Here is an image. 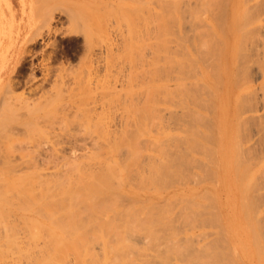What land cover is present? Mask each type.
I'll return each instance as SVG.
<instances>
[{
	"label": "rangeland",
	"instance_id": "1",
	"mask_svg": "<svg viewBox=\"0 0 264 264\" xmlns=\"http://www.w3.org/2000/svg\"><path fill=\"white\" fill-rule=\"evenodd\" d=\"M101 1L0 0V91L6 85L7 80L11 78L14 81V87L6 92L4 98L0 96V259L10 261L11 257H16L18 241L22 236H25L24 244L26 243L27 247H32L35 241H44V237L43 239L40 237L46 233L43 235L39 231V234L33 233L34 230L30 231V227L32 229L33 226H30L28 231L25 229L28 227L24 224L26 222L23 223L19 219V213L25 215V219H29L30 216L31 218L28 220L30 223H32V218L33 220L34 217L37 218L32 212L38 208L37 200L40 197H37V191L39 189L41 194L44 195V192L47 194L50 186L56 187L53 185L59 178L56 181L54 178L60 176L59 182L61 183L62 179L64 180V177L67 176L66 171L69 174V177L66 178L71 180L79 172V177L91 170L94 173L100 172L99 170L104 169L106 162L112 164L118 158L127 161L128 152H126V156L127 149L123 148L120 152L114 151L116 154L118 153L117 155L113 152H110V155L104 154L108 156L102 155L104 160L109 159L106 162L103 159L100 160V157L96 158V155L95 160L98 159L99 162L91 157L93 161L89 159L88 162V158L83 157H89L91 153L85 152L90 149L89 151L94 153V150L105 145L104 140L107 142L109 139H117L121 143L123 140L127 142L131 140L132 143L138 141L139 145L142 144V148H139L141 152L143 143H145V148H148L146 142L151 141V137L157 135L156 127L163 126L164 130L160 129V132H165L168 135L161 137L159 145L163 146L169 155L166 166L172 172L171 175L162 184V189L158 188L157 192L152 191L153 187L149 179L151 171L149 177H146L148 171L147 168V172L144 169L147 161L151 160L149 154L153 152V148L147 142L152 152L147 149L143 155L146 157L148 155L150 159L141 154L139 162L136 163L139 168L138 175L140 173L142 174L139 176L145 175V178L143 176L140 178L141 181L142 178L146 181L143 180L138 186L136 180L140 179L135 174L137 172L134 173L133 169L130 170V174L133 172V175H137V179L132 174L128 175V179L132 176L131 179H135L132 181L145 190L137 187L135 189L131 185L132 182L131 184L128 182L129 185L125 183L127 184V186L124 184V188H127L126 194L125 196L121 195L123 198L120 197L119 205L123 206L120 203L123 202L127 207L128 203L133 202L132 199L135 195L137 198L133 200L141 203L144 201L148 203V198L151 197L153 200L151 204L157 203L156 206H160V210L169 208L168 217L172 220L168 221V225L174 233H178L177 236L192 233L197 235L201 232L202 235L205 233L204 236L207 240L215 242L204 254L191 252L192 249L188 246L191 243L186 244L187 249L184 243L182 254L189 260V263L230 264L231 260L229 259L233 257L227 256L221 248L223 244L220 245L229 239L221 225L223 220H231L235 229L241 220V223L245 225H248L250 220L255 221V224H258L257 226L260 228L259 231L264 234V0H247V16L243 21L246 24L244 25L242 20L240 22L242 26L239 27V49L236 61L228 68L235 87L233 91L228 92V95L233 99L237 97V107L234 110L232 106L218 102L219 97L223 95L221 87L227 86L222 60L226 57L229 47L223 37L229 26L231 0H222L214 5L213 11L209 14L202 12L200 18L203 17L205 23L203 20H200L201 23H199L200 21L195 22L191 12L189 14L187 10H185L187 12L180 10L183 15L180 17L181 20L174 22L173 25L172 22L167 23L166 33L169 34L167 35V44H165L168 51L166 46L163 47L164 42H161L162 45L160 42H154L158 33V31L155 33L156 29L165 26L155 23L157 22V9L148 5L149 0H130L131 4H135L133 8L131 7L132 9L119 10L105 8ZM169 1L174 4L173 1ZM41 20L44 23L39 22ZM47 21H49V34L44 26ZM41 24L43 25L39 28L41 36L38 38L36 37L38 30L35 28L38 27L37 25L40 27ZM199 25L202 26L199 27ZM25 34L35 37L29 45L24 41ZM198 40L201 41L198 42L200 46L197 49L194 44ZM23 47L29 53L21 64L16 66L17 71L12 73L16 60L14 63L12 61L17 55L20 56L19 53ZM90 48L94 53H98L100 50L104 53L101 54L102 56L100 55L101 58H92L89 62L86 55L87 52H91ZM159 49H162L160 55L157 53L160 51ZM164 50L165 52H163ZM180 50L186 56H184L185 61L184 57L182 59L181 56H178L181 55ZM163 53L172 54L169 59L180 57V60L187 62L181 63L183 67L173 63L167 66L170 61L166 63L163 58L169 55ZM3 59L6 61L2 67ZM156 62L161 64L158 75H154L153 63ZM165 64L167 68H165ZM175 65L178 67L176 68ZM31 66L35 67L32 71ZM197 71L202 74L198 75ZM204 71L208 74L207 77L211 76V78H206V80ZM31 73L34 74L31 75ZM204 79L206 84L214 80L215 88H209L210 84H208L209 87L206 86L203 82ZM194 80H200L198 84L202 88L193 87L196 85L192 84L195 82ZM160 84L163 86H159ZM180 85H183L184 88ZM153 87L155 89L160 87V89H156V91ZM191 91H194V97L198 94L197 103L189 99L190 95H193L190 93ZM165 94L171 96L166 97ZM162 97L165 98V102ZM184 134L189 135L190 138H182ZM70 146L74 149L73 152L75 151L74 154L72 152L73 156L77 155L72 156L73 161L76 158L77 161H75L79 162V157L87 161L82 160L83 165L80 162L78 165L83 170L84 168L86 171L88 169L85 174H83L85 171L82 173L79 171L82 169H79L77 164L74 171L77 172L75 169L78 168L79 172L72 174L74 171L71 168L76 162L72 161L74 164L70 165L72 160V158L69 160L71 156H68L72 155ZM235 153L237 154L235 155ZM111 154L115 155L116 159ZM110 156L112 158H108ZM134 161L136 162V160ZM100 162L101 165L105 164L102 168H99ZM120 162L123 163L122 160ZM120 162L118 161V164ZM141 162L144 171L139 167ZM149 163L151 162L149 161ZM132 164L134 163L132 162ZM134 165L131 168L137 170L135 168L137 166L133 167ZM236 166L239 168L237 169ZM233 167H236V177H234L235 168L233 169ZM70 169L72 172L69 173ZM59 171L60 173L65 172L66 176L63 177L64 174L58 173ZM32 172L36 175L34 176ZM46 173L47 175L52 174V176L45 177ZM55 173H58V176ZM245 174L254 183L253 185L250 182L252 189L250 188L248 198L243 196L239 189L243 184ZM53 175H55L54 178ZM72 175L74 176L72 177ZM43 176L45 180L42 181L43 178L39 179V177ZM239 179H241L240 184L238 183ZM46 180L47 182L51 181L53 185L49 183L48 188L45 185ZM70 180L65 181L67 183ZM43 182L46 187L39 188V184H43ZM56 185L58 184L56 183ZM46 188L48 189L45 191ZM180 189H182L181 196L184 201L181 204L173 199L168 202L167 198L175 190L179 191ZM137 190H142L140 191L142 194ZM251 190L254 194L252 198ZM34 193L36 196L33 195ZM210 195L213 198H210ZM22 197L24 200L31 199L28 201L29 204L27 202V205H24L29 208L27 210L22 207ZM249 199L252 203L248 206L249 209L251 208L250 212H247L245 203ZM6 205L13 210L10 218L8 214L1 212V206ZM190 209L196 211L194 216L189 215ZM249 216L250 218L247 220L246 218ZM30 223L28 224L33 225ZM4 226L8 227L6 232L2 231ZM238 226L237 230L242 232L244 225ZM33 229L35 228L33 227ZM246 230H249L247 226ZM31 234L36 238H32ZM91 239L89 238L92 242L95 241V238ZM98 239L97 241L100 242ZM29 240L31 244L27 245ZM58 240L56 238L55 243ZM49 241L51 242V240ZM44 242L42 246L47 250H51L55 245L54 242H51L53 245L46 242L44 244ZM88 242L87 248L91 244L90 241ZM40 244L37 243L36 247L38 245L40 247ZM92 245H90V249L94 248ZM32 249L34 248L30 250ZM98 250L95 252L98 253ZM67 251L69 252V250ZM181 255H177V258ZM185 261L184 264H189ZM43 263L48 264V261ZM178 264H183V262H178Z\"/></svg>",
	"mask_w": 264,
	"mask_h": 264
},
{
	"label": "bare ground",
	"instance_id": "2",
	"mask_svg": "<svg viewBox=\"0 0 264 264\" xmlns=\"http://www.w3.org/2000/svg\"><path fill=\"white\" fill-rule=\"evenodd\" d=\"M171 1H173L174 4L173 3L171 4V2L169 0H149V3H148V5H152V6H154V8L157 9L156 10V21L157 22H155V23H157V25L162 24L165 26L163 28L160 27V28L156 29V31H155V33L157 31H158V33L162 32L161 34H158V33L156 34L157 35L156 40L154 41V42H156V41L160 42L161 45L163 44L161 42H164V44L165 43L167 44V35L169 34V33H166L167 32V23L172 22V25H173V24H175L174 22H178L179 20H181L180 17L182 14H181L180 10H183V11L187 10V11H189L188 12L189 14L192 13L191 16H193V18L195 19V22H199L200 20H203L204 21L203 23H205V20L202 19L203 17L200 18V14L202 12H204L205 14L211 13L214 9V5H217L222 0H171ZM101 3L103 6H105V8L114 9V10L132 9L133 5L135 6L134 3L133 4L130 3V0H106V1L102 0ZM246 3H247V0H231L230 9H229L230 10L229 26H228V30L226 31V35L223 37L224 41H226V43L228 44V47H229V51H227L228 53H227L226 57L222 60L223 74L227 77V83H226L227 86L221 87V92L223 95H222V97H219L218 102L221 104L232 106L233 110H234V108L237 107L236 106V100H237L236 98L237 97L233 99L228 95V92H231L235 89L233 79H232L231 75H229V73H228V68L231 65H234V61H236L235 58H236L237 51L239 49V27L242 26V24H240V22H241V20L243 22L245 17L247 16ZM136 4H138V3H136ZM146 4H147V2H146ZM168 4L169 5L171 4V5L167 6ZM172 5H173V7H172ZM170 7H172V9H170ZM148 8H150V7H148ZM187 11H185V12H187ZM182 17H183V15H182ZM171 19H172V21H171ZM43 20H45V19H43ZM174 20H176V21H174ZM39 22L44 23L42 20ZM47 22L45 23L44 26L46 28L47 33L49 34L50 33L49 21H47ZM199 23H201V21ZM37 24H39V23L37 22ZM245 24H246V22L244 23V25ZM39 25H37L38 27L35 28L38 30V33L36 34V37H38V38L41 36L39 28H41L43 26L41 24V26L39 27ZM196 26H194V28H196ZM201 26L202 25H199V27H201ZM261 27H262V25H261ZM174 28H176V27H174ZM258 28H260V27H258ZM195 30H197V28ZM199 30H200V28H199ZM29 35L25 34V37H24V41L27 45H29L35 39V37L33 35H31V34H29ZM177 37H179V36H177ZM182 38H183V36H182ZM176 40H173V41H176ZM169 41H170V38H169ZM200 41L201 40H198L194 44L197 49L200 46V43L198 45V42H200ZM158 44L159 43H157V45ZM166 44L163 47L166 46V49H167ZM22 49L23 50L20 51V53H19L20 56L17 55L14 58V60L12 61L14 63L16 60V62L14 63L13 69L11 71L12 73H14V71L16 70L18 65L21 64L22 60L29 53L25 49V47H23ZM90 49H91V52L88 50L90 53L87 52V55H86V59L89 62H91L92 58H94V59L101 58V56H102L101 54L104 53L101 50L98 53H94V52H92V48H90ZM156 49H158L157 46H156ZM182 49L184 50V48H182ZM161 50L157 52L158 55H160L159 53L161 52ZM93 51H95V50H93ZM167 51H168V49H167ZM163 52H165V50ZM179 52L181 53V50ZM163 54H165V53H163ZM182 54L183 53H181V55L179 54L178 56H181V58L183 59L185 54H183V55ZM165 55H169V53L165 54ZM171 55L164 56L166 58H163L164 60H166L165 61L166 63H168L170 61L169 64H167V66L170 65V63H173V64H177V65L180 64L179 67H183V66H181V63L187 62V61L184 62L186 60V58H185L186 56L184 57L185 59L183 61V60H180V57H176L175 59L170 58L171 59L170 60L169 57H171ZM178 58H179V60H176ZM237 58H238V56H237ZM5 61L6 60L3 59L2 65H1L2 67H3ZM155 61H153V62H155ZM157 61H158V59H157ZM153 64H154V75H158V70H160L161 64H159L157 62L153 63ZM162 65H164V64H162ZM177 65H175L176 68L178 67ZM167 66L165 64V68H167ZM175 66H174V68H175ZM162 67H164V66H162ZM34 68L35 67L31 66V71L34 70ZM165 68H163V69H165ZM200 71L201 70H199V72ZM163 72L165 73V71H163ZM204 72H205L204 73L205 79L211 78V76L207 77L208 74H206V71H204ZM175 73H176V71H175ZM33 74L31 73V75H33ZM201 74L199 73L198 75H201ZM194 76L196 77V75H194ZM197 77H199V76H197ZM205 79L203 81L204 83H205ZM194 81L195 82H193L192 84L193 85L196 84V85L193 87L197 88V86H198V88L200 89L201 85L198 84L200 82V80H194ZM212 81L213 82H210L207 84L205 83V85L208 86V84H210V87L208 86L209 88H215L213 86L215 84V82H214V80H212ZM156 83H157V81H156ZM190 84L191 83H189V85ZM154 86H155V84H154ZM159 86H163V85L160 84ZM181 86H183V85H180V87ZM12 87H14V81L10 78L9 80H7V83L4 86V88L1 89L0 96L2 98H4V96L6 95V92H9L12 89ZM183 88H184V86H183ZM153 89H155V88L153 87ZM156 89H160V87H156ZM193 89L194 88H192V90ZM199 89H196V90L199 91ZM156 91H155V93H156ZM166 92H168V91H166ZM193 92L194 91L190 92L193 95H190L189 99L192 100V102L197 103L198 102L197 91H195L197 94L195 97H194L195 93H193ZM171 93H174V91L173 92L171 91ZM164 96L168 97L171 95L165 94ZM164 99L165 98H163V102H165ZM153 101H155V100H153ZM150 103H152V102H150ZM153 104H155V103L153 102ZM154 108H155V105H154ZM162 127L163 126H161V128L156 127L155 131H156L157 135L151 137V141H147L150 143L151 148H153L152 149L153 152L150 150L151 148H149L150 146H149V143H147V142H146V144L148 146H146V147H148V148H145V143H143L144 144L143 145L144 151L141 149V152H142L141 153L139 151V148H142V144L139 145L138 141L135 140L136 143L135 142L132 143L131 140H128V142L126 140H123L124 142L122 140H120V141H122V143H121L117 139H114V140L109 139L107 142L104 140L105 145H102L100 148L94 150V153H92V151H89L90 149L89 150L87 149L89 152L87 151L85 153H91L92 155H94V156H92L91 154H89V157L88 156L83 157L86 159L88 158L87 161L91 158H93L95 160L98 157H100V160H101V159H103L104 156H108V155H104V154H109L110 152H113V154L117 155L118 153L116 154L114 151L120 152L122 150V148L125 150L127 149L125 151V155L127 154L126 152H128V157L127 158L125 157L127 161L120 159V160H122V162L124 161L123 163H121L119 158H118L117 160L120 162V164H118L117 160L116 161L112 160L113 162H112V164H110V163L106 162V160H109V159H106V160L103 159L107 164L106 165L104 164L105 165V167H103L104 169L99 170L96 168L97 170L100 171L98 173H94V171L92 172V170H91L89 173L85 174L86 172H88V169L86 171V168H84V170H83L82 167H80L82 170H79L80 168L78 167V165L81 163L83 158L79 157L80 159L78 161L80 163L76 162L77 161L76 158L73 161L72 156H73L75 151L73 152L74 149L72 147L74 144L72 145V147L70 146L71 148H69V149L71 151V154L73 152L72 155H68L69 157L71 156L70 158L68 157L69 160L72 158L70 165L72 166L76 162L74 164L75 166L73 165V168H71V169L74 171V168H76V164H77V167L79 169L77 168L75 170H77V172L81 171V173H82V171H85V172H83V174H85V175L82 176V174H81L80 175L81 177H79L80 172L77 173L76 171H74L72 174L77 173L78 175L77 174L75 175V177H77V178L74 179L75 177H73L74 175H72L73 178H71V180H70V179L66 178L67 176L69 177V174H67V171H66V173L62 171L61 172L62 175L65 173L67 176L65 174L63 175V177L64 176H66V177H64V180L62 179V181H61L62 185H61V183L59 182L61 180L60 179L61 177L58 176V173H60V171H59L58 173H55V174H57L58 177L54 178L55 175H53V178L55 181L57 178H59L55 182V185L51 184L52 183L51 181H49V182H47V180L45 181V185L48 186V188H49V185H48L49 183L53 186H56V187L53 188L52 186H50V188H52V189L49 188V190L47 191V194H46V192L43 191L45 193L44 195H43V193L41 194V192H40L41 190L39 188L42 187V189H44L46 186H44V182H43V184L40 183L41 185L39 184V188H38L39 190L37 191V197L39 196L40 199L39 200L36 199L39 202V204L37 203L38 208L37 209L35 208V211H33V212H32V210L30 211V213L32 212L33 215L35 214L37 216L36 219L34 217V220H36L35 222H33L34 221L33 218L31 219V222L33 223V225L28 224V223H30V222H28V220L31 218L30 216H29V219L28 218L25 219L24 218L25 215L23 216V214L19 213L20 221L23 223L26 222L24 224L28 226L25 229H27L29 231L28 228L30 226H33L35 229H37V230H35V229H33V227L31 229V227H30V231L34 230L33 233L36 232L35 234H39V232H41L42 235H43V233H46V235L44 234L43 236L40 234L42 236L40 238L43 239V237H44L43 240L45 241V239H46L45 242L47 244L53 245L51 242H54L56 247L54 245L53 246L54 248L52 247L51 250L49 249L50 251H52V249H53V251L50 253L49 250H47L46 248H43L42 244L44 241H42V240H41V242L39 240V242L41 244L39 242L35 241L42 246V247L40 246L41 248L39 247V245L36 247L37 243L34 245L35 242L33 243L32 247H30V246L27 247L26 243L24 244V239H25L24 237L25 236H22V238L18 241V245H17L18 252H17L16 257L15 258L11 257L10 261L0 259V264H42V262H45V261H48V264H60L61 262L63 264H178V262L179 263L183 262V264H184V261L187 259L182 254L183 248H184V243H185L186 249L188 248V246H189V248L192 249L191 252L204 254L206 251H208L210 249V247L215 244V242L212 240H207L204 236L205 235L204 232H202V233H204L203 235L201 234V232L197 233V235L192 233L190 235H184V236H181V235L177 236L178 233L175 232L176 235H174L175 234L174 231L168 225V221L172 220L168 217L169 208H166V209L162 208V210H160L161 209L160 206H156L157 203L155 204L154 202H152L154 204H151V201H153L151 199V197L148 198L149 199L148 201L150 203L149 202L146 203L147 201L146 202L144 201V203L143 202L141 203L140 201L137 202V200H133V199L137 198V195H135L134 198L132 199L133 202L130 200V202H132V203L131 204L128 203L127 207L123 204V202H120V203H122L123 206H121V204L119 205L118 201L119 200L121 201V198H123L122 196H125V194H126L125 190L127 188H124L125 183L130 182V184H131V182H132L131 185L133 187H135V189H136V187L138 189H143V188L138 187V186H140L139 183L140 182L142 183L143 180L146 181V179H143V178H145L144 177L145 175H142L143 178L141 181L140 178L142 176H139V175L142 173H140L138 175V173H139L138 169L139 168H138V165L136 163H137V161L139 162V159H140L139 155H141V154L143 155L144 152H147V149L149 150V152L151 151L152 154L148 153L151 157V160L147 161L148 162L147 167H146L147 164L145 163L146 165H145L144 169L146 171V168H147V171H148V174L146 173V175H147L146 177H149L148 175L150 174L149 172L151 171V175H150L151 177H149V179H150V181H151L150 183L153 187V188H151V189H153L152 191L155 192L158 188L162 189L161 188L162 184L165 183L166 179L171 175L172 172L166 166V160H168L169 155H167L163 146L159 145V144H161V142H159L161 140V137H167V135H168L165 132H163V133L160 132V129H162ZM220 127H222V126H220ZM157 129H159V132H157ZM162 130H164V129H162ZM170 138H172V137H170ZM182 138L189 139L190 137H189V135L186 136L184 134V136ZM100 139H102V138H100ZM178 140H180V139H178ZM137 143H138V145H137ZM134 144H136V145H134ZM85 147H87V146H85ZM118 147H120V148H118ZM118 149H120V150L118 151ZM82 150H84V149H82ZM234 151H235V148H234ZM113 154H111V155L113 156ZM236 154L237 153H235V155ZM95 155L97 156L96 158H95ZM102 155H104V156H102ZM115 155L113 156L114 159H116ZM235 155H234V157H235ZM75 156H77V155H75ZM75 156H73V157H75ZM112 156H110L108 158H112ZM144 157H146V156H144ZM148 157L149 156L147 155L146 158L150 159ZM234 157H233V160H234ZM134 160H136V162ZM141 160H142V158H141ZM83 161L87 162L85 160H83ZM95 161L99 162L98 159ZM149 161L151 163H149ZM101 162H100V166L97 163L99 168H102V166H104V165H101ZM110 162H111V159H110ZM132 162L135 165L132 164ZM141 164L143 166V163L141 162V163H139V165H140L139 167L141 168L142 171H144V169H142ZM235 164L237 165L236 162H235ZM132 165H134L133 167L137 166V167H135V168H137V170L134 168H131ZM94 166H96V165H94ZM250 166H251V164H250ZM148 167H150V168H148ZM236 167H237V169L239 168V166H236ZM236 167H233V169L235 168L234 177H236L235 176L236 172H237ZM71 169L69 170V173L72 172ZM131 169L134 170V173L136 171L137 173H135V174H137L139 176L140 180L137 179L138 178V177H136L137 175L135 176V175H133L134 173L131 172L132 176L136 177V179H137L136 183L138 184V186L135 182H133L135 179H131L132 176L131 177L129 176L130 178L128 179V175H131L130 174ZM97 170H96V172H97ZM243 170L246 172L245 169H243ZM241 171H242V169H241ZM32 173H30V174H32ZM261 173H262V171H261ZM143 174H144V172H143ZM241 174H239V175H241ZM246 174L243 176V184L240 186L239 189H240L242 195L248 198V193H249L250 188H251L250 182L252 179H250V177H248ZM35 175L36 174H34V176ZM46 175H47V173H46ZM46 175H45V177H48V178H49V176L50 177L52 176V174L51 175L48 174L47 176ZM45 177L44 176L39 177V179L43 178L42 179V181H43V180H45L44 179ZM70 177H71V175H70ZM53 178H51L52 181H53ZM65 180L66 181L70 180V182H67L68 183L67 184ZM239 180H238L239 181L238 183L240 184L241 179H239ZM46 182H47V184H46ZM63 182H65L66 184H64ZM148 182H149V180H148ZM148 182H146V183L149 184ZM255 182H256V180H255ZM56 183L58 185H56ZM146 183H144V184H146ZM251 183H253V181ZM133 184H135V185H133ZM125 185L127 186V184H125ZM128 185H129V183H128ZM253 185H254V183H253ZM48 188H46L45 191ZM130 188H131V186H130ZM36 189H34V190H36ZM224 189H226L225 186H224ZM143 190H145V189H143ZM181 190L182 189L179 190L180 192L178 190H175L173 192V194L167 198L168 202L171 201V199H173L178 204H181L184 201L183 197L181 196ZM32 191H33V189H32ZM52 191H53V193L51 194ZM140 191H142V190H140ZM140 191L137 190L138 193ZM25 192H28V191H25ZM29 192L31 193L30 189H29ZM38 192L40 195L38 194ZM134 192H136V191H134ZM151 193H153V192H151ZM251 193H252V190L250 192V195L252 198V196L254 194L253 193L251 194ZM140 194H142V193L140 192ZM157 194L159 195V193H157ZM33 195H35V193ZM152 198H153V195H152ZM210 198H213V197L210 195ZM22 199H23L22 200L23 205L21 204L22 207L25 208V210L29 209L28 207L26 208L24 205L25 204L27 205V202L29 201L30 198L28 200H26L27 198L25 199L26 203H25L24 197H22ZM19 200H21V199H19ZM29 203L30 202H28V204ZM251 203H252L251 199L247 200V202L245 203L246 208L245 207L244 208L247 209V212H250L251 208L249 209L248 206ZM243 204H244V202H243ZM37 205H35V206L37 207ZM129 205H130V207H128ZM1 208H2L1 212L8 214V216L10 218L12 211H13L11 209V207L6 205V206H1ZM195 214H196V211L194 209L189 210L190 216H194ZM172 218H174V217L172 216ZM248 218H250V216L247 217L246 219L248 220ZM167 219H169V220H167ZM164 221H166V222H164ZM241 221H240V223L237 224L236 228L238 229V227H239L238 225H244L242 232L240 230H239L240 231L239 232L237 229H235L234 223L231 222V220L229 221V219H228V221L223 220L221 222V225H222L224 231L229 236V239L227 241L220 243V245L223 244L221 246V248L225 251L227 256L233 257L232 259H234V257H235L234 261H232V259H229V260H231L230 264H264V234H262L259 231L260 228L257 226L258 224L257 225L255 224V221L252 222L250 220V222L247 223L248 225L241 223ZM243 222H244V220H243ZM32 223H30V224H32ZM34 223H35V226L37 225L36 226L37 228L34 226ZM162 223H164V224H162ZM166 224H167V226H166ZM246 226L249 228L248 231L246 230ZM161 227H163L164 229ZM165 227H167L168 229ZM7 230H8L7 226L2 227V231L6 232ZM9 230H10V228H9ZM168 230H170L172 233ZM165 231H168L169 233L165 232ZM158 232H160V234H158ZM132 233H134V234H132ZM31 236L34 239L36 238L35 235L31 234ZM39 236H37V237L39 238ZM47 236H49L48 240H47ZM67 237L69 240L67 239ZM26 238L28 239V237H26ZM56 238H57V240L58 239L59 240L55 243L54 240H56ZM89 238L90 239L95 238V241H97V238H99L98 240H100V242L97 241L96 242L97 244H96L95 241L94 242L91 241L93 239L89 240ZM65 239H67L68 241ZM49 240H51V242ZM88 241L91 242L90 245L94 244V245H92V247L94 246L95 249L94 248L90 249L89 248V247H91L90 245H88V248L86 247V244L89 243ZM45 242H44V244H45ZM98 242H99V245H98ZM28 243H30V240H29V242H27V245H28ZM188 243H191V245L187 246L186 244H188ZM95 244H96V246H95ZM25 246H26V248H25ZM60 246H62V247H60ZM64 246L67 248V250H69V252L67 250H66L67 252L65 251L66 248ZM44 247H45V245H44ZM31 248H34V249L36 248V249L35 250L32 249L33 250L32 251V250H30ZM96 248L99 249L98 250L99 254L97 253V251L95 252V250H97ZM25 249H27V250L29 249L28 251H32V252L29 253L27 250L25 251ZM179 254L180 255L182 254V255L177 258V255H179ZM176 261H178V262H176ZM188 261L189 260L187 259V261H185V263ZM64 262H66V263H64ZM45 264H47V263H45ZM189 264H198V263H195V262L191 263L190 262Z\"/></svg>",
	"mask_w": 264,
	"mask_h": 264
}]
</instances>
